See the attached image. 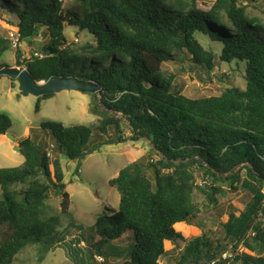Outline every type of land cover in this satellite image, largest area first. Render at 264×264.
I'll list each match as a JSON object with an SVG mask.
<instances>
[{
	"label": "trees",
	"instance_id": "obj_1",
	"mask_svg": "<svg viewBox=\"0 0 264 264\" xmlns=\"http://www.w3.org/2000/svg\"><path fill=\"white\" fill-rule=\"evenodd\" d=\"M198 1L2 0L0 9L17 17L8 24L21 44L41 35L47 40L28 58L16 53L19 69L37 83L75 79L100 87L102 94H89V111L97 118L93 127L41 125L52 135L56 158L26 138L18 146L24 164L0 169V264H14L31 246L42 254L61 246L74 264H94V239L68 243L69 231L59 230L71 208L60 158L82 161L105 145L126 143L123 119L133 134L129 140L146 139L156 159L134 162L111 181L120 194L119 210L96 222L98 244H111L109 256L122 264H161L166 243L186 241L176 226L199 215L196 195L218 207V196L226 197L228 189L250 200L223 223L224 242L215 246L206 236L189 241L178 264H264V25L241 0H215L209 11L199 9ZM67 27L94 40L75 48ZM199 34L222 45L223 63L245 65L244 88L202 99L172 92L174 76L164 65L176 52L214 69V54L204 49ZM12 49V41L0 36V59ZM6 68L12 67L0 63V71ZM11 124L0 114V137ZM113 135L116 140H110ZM51 195L62 198L60 210L49 204ZM128 233H133L128 247L114 245ZM225 253L231 257L223 259Z\"/></svg>",
	"mask_w": 264,
	"mask_h": 264
},
{
	"label": "rangeland",
	"instance_id": "obj_2",
	"mask_svg": "<svg viewBox=\"0 0 264 264\" xmlns=\"http://www.w3.org/2000/svg\"><path fill=\"white\" fill-rule=\"evenodd\" d=\"M248 6V12L252 18H258L264 25L263 0H241ZM69 1H66V4ZM215 0H199L197 7L209 11ZM2 4V0H0ZM17 20L16 15L7 10L0 9V36L10 39L12 34L18 31L9 26L8 21ZM16 22V21H14ZM229 30V29H228ZM77 29L67 27L65 35L75 48L81 47L94 37L85 32L78 33ZM201 45L207 51L213 52L214 69L206 70L203 65L193 62L190 54L183 55L180 52L174 54L175 59L164 65V71L174 76L172 92L179 93L192 99L210 98L220 96L224 90L231 87L246 86L244 81L245 65L233 62L223 63L220 60L222 45L214 43L207 37L198 35ZM47 40L41 36L35 38L32 44L22 42L17 49L5 53L0 63L12 68L17 67V52L26 58L30 57L33 50L39 51ZM40 102V111L36 112V106ZM92 100L89 94L80 92H62L52 98L43 99L34 96H23L18 80L11 77H0V114L7 115L11 119V128L7 135L0 137V169L16 168L24 164V156L16 150L19 143L26 138H31L45 146L51 153V159L56 158L53 152V139L49 132H44L41 125L47 122H62L66 126L86 125L93 127L97 118L93 116L89 107ZM121 117V116H119ZM124 136L126 143L105 145L100 151L88 155L82 161H70L61 156L60 161L65 175L67 193L70 195L71 208L67 215L61 216L60 231H69L68 243L81 238L83 241L95 245L94 264H103L98 256L103 255L107 264H122L123 259L110 257L109 246L111 244H98L100 237L96 234V222L105 214H112L119 210L120 194L111 186V181L118 176L126 166L137 161L156 159L152 147L146 139L133 142L132 131L129 123L123 119ZM110 140H116L115 136H109ZM103 140H106L104 137ZM198 184L204 185V180L199 178ZM219 206L210 205L203 194H197L195 201L200 213L191 224H180L176 230L180 232L186 241L178 240L175 243H166V254L161 258V264H178L185 246L189 241L206 236L212 240L215 246L218 242H224L223 223L227 222L229 214L236 208L243 209L250 197L246 193L234 192L226 189V197L218 196ZM61 197L51 195L49 204L56 210H60ZM132 234L128 233L114 245L121 249L129 246ZM134 236V235H133ZM254 245V244H253ZM256 247V245H254ZM84 247V245H82ZM39 246L28 247L16 257L14 264H74L69 257L68 250L59 246L47 254L41 253ZM116 251H118L116 249ZM99 253V254H98ZM44 259L41 260V256ZM264 258V252L261 255ZM228 264H237L233 261Z\"/></svg>",
	"mask_w": 264,
	"mask_h": 264
},
{
	"label": "water",
	"instance_id": "obj_3",
	"mask_svg": "<svg viewBox=\"0 0 264 264\" xmlns=\"http://www.w3.org/2000/svg\"><path fill=\"white\" fill-rule=\"evenodd\" d=\"M0 75L17 78L21 94L25 97L34 96L41 98L48 95H57L62 92H80L83 94H96L99 97L101 96V88L89 84L81 85L75 79H55L49 82H35L31 74L27 70H21L19 68H6L0 71ZM10 139H13V136L7 135ZM19 151V148H16Z\"/></svg>",
	"mask_w": 264,
	"mask_h": 264
},
{
	"label": "built area",
	"instance_id": "obj_4",
	"mask_svg": "<svg viewBox=\"0 0 264 264\" xmlns=\"http://www.w3.org/2000/svg\"><path fill=\"white\" fill-rule=\"evenodd\" d=\"M10 40L12 41V48H14V49H17L18 46L21 45L20 36H19L18 32L16 34H12ZM23 70H26V69H23ZM229 257H231V255L229 253H225L223 255V259H227Z\"/></svg>",
	"mask_w": 264,
	"mask_h": 264
}]
</instances>
